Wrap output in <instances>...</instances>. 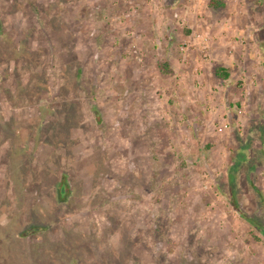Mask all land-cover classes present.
Segmentation results:
<instances>
[{
	"label": "rangeland",
	"instance_id": "obj_1",
	"mask_svg": "<svg viewBox=\"0 0 264 264\" xmlns=\"http://www.w3.org/2000/svg\"><path fill=\"white\" fill-rule=\"evenodd\" d=\"M210 1L0 0V264H264V0Z\"/></svg>",
	"mask_w": 264,
	"mask_h": 264
},
{
	"label": "trees",
	"instance_id": "obj_2",
	"mask_svg": "<svg viewBox=\"0 0 264 264\" xmlns=\"http://www.w3.org/2000/svg\"><path fill=\"white\" fill-rule=\"evenodd\" d=\"M209 6L211 7V8H215V9H217V8H222V7H224L225 6V4L222 2V1H219V0H212V1H210V3H209ZM215 74H216V76L217 77H219V78H222V79H227L228 77H229V71H228V69L227 68H225V67H223V66H216L215 67ZM27 165V167H28V173H30L31 172V170H30V167H29V164H26ZM32 173V172H31ZM36 174L34 173V176L32 177L33 178V182L34 183H37L38 181H36ZM58 183V182H57ZM59 185H61V184H59ZM58 185V187H60ZM56 186H57V184H56ZM19 191V190H18ZM60 192H62V191H60ZM63 193V192H62ZM58 194H59V191L58 190H56L55 189V191H54V197H58ZM36 227H37V225H35ZM39 227V226H38ZM37 227V228H38ZM39 230L41 229V228H38ZM257 240H260L259 239V237H256V236H254Z\"/></svg>",
	"mask_w": 264,
	"mask_h": 264
},
{
	"label": "crops",
	"instance_id": "obj_3",
	"mask_svg": "<svg viewBox=\"0 0 264 264\" xmlns=\"http://www.w3.org/2000/svg\"><path fill=\"white\" fill-rule=\"evenodd\" d=\"M223 22V21H222ZM223 23H225V22H223Z\"/></svg>",
	"mask_w": 264,
	"mask_h": 264
}]
</instances>
